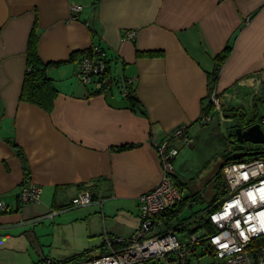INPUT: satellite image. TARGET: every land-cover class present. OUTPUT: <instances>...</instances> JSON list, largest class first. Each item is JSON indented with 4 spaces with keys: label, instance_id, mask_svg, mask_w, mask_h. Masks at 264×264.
I'll return each instance as SVG.
<instances>
[{
    "label": "crops",
    "instance_id": "crops-1",
    "mask_svg": "<svg viewBox=\"0 0 264 264\" xmlns=\"http://www.w3.org/2000/svg\"><path fill=\"white\" fill-rule=\"evenodd\" d=\"M71 5L83 8L76 19ZM34 28L42 61L63 62L47 70L58 92L48 108L21 100ZM94 47L107 56L112 86L104 92L77 79L80 53ZM130 80L139 107L110 106L107 96L125 100L113 89ZM213 85L224 118L230 109V119L256 112L264 120V0H0L1 260L72 263L106 254L107 237L133 236L139 197L161 180L157 145L179 126L193 133ZM30 184L42 187V199L20 205ZM180 185L183 204L173 211L181 210L160 221L206 219L207 207L182 216L195 198ZM85 191L103 208L72 209ZM53 211L60 214L47 218Z\"/></svg>",
    "mask_w": 264,
    "mask_h": 264
},
{
    "label": "built area",
    "instance_id": "built-area-1",
    "mask_svg": "<svg viewBox=\"0 0 264 264\" xmlns=\"http://www.w3.org/2000/svg\"><path fill=\"white\" fill-rule=\"evenodd\" d=\"M79 5H71L73 19L82 12ZM128 38H135V32H128ZM107 56L99 47L88 50L81 56L77 79L93 91L104 92L108 70ZM121 83V84H120ZM132 81L118 82L117 91L125 99L132 96ZM216 89L208 97V105L213 110L222 111L224 98ZM211 112L201 114L199 120L204 126L212 121ZM192 146L188 127L182 125L174 129L168 139L156 149L161 164V180L140 198L141 226L129 238H106L108 252L98 257L85 258L72 263H58L46 259L42 264H142L151 261H164L165 264H190V256L197 247L203 246L220 264H264V158H243L223 166L227 183V193L207 213L206 226L196 233L189 234L185 227L171 228L167 232L155 234L161 216L183 200V189L177 184L175 159L179 149L172 140ZM18 203L26 206L38 203L43 190L38 185H28L20 190ZM85 191L71 200L72 209H80L97 204L103 208V201L93 200ZM7 205L0 201V211L5 212ZM47 218H54L60 212H50ZM168 225V224H167ZM154 234L153 236H150ZM178 234H182V239Z\"/></svg>",
    "mask_w": 264,
    "mask_h": 264
},
{
    "label": "rangeland",
    "instance_id": "rangeland-1",
    "mask_svg": "<svg viewBox=\"0 0 264 264\" xmlns=\"http://www.w3.org/2000/svg\"><path fill=\"white\" fill-rule=\"evenodd\" d=\"M117 87L113 89L117 93ZM264 113V110L261 114ZM212 121L207 126L201 123L195 127L193 133L188 135L193 139L191 146L179 143V156L175 162V172L178 174L180 184H185L186 194L189 190L192 192L195 201L190 202L191 208L185 207L182 216H192L195 218L203 210L215 204L216 198H221L223 192H227V184L225 177L220 173L225 165V157L230 156L240 146L249 150L248 144H240L236 141L235 129L239 126L246 127L248 117H255V113L246 117H223L219 111H211ZM233 127V128H231ZM264 128V127H263ZM236 142V143H235ZM239 146V147H238ZM260 150H264V145H254ZM189 189V190H188ZM186 195V196H187ZM188 197V196H187ZM223 198V197H222ZM206 218L207 215L205 214ZM183 217V218H184ZM174 225L160 224L155 229V234L167 232L174 228ZM151 234L150 236H153ZM182 239V234H178ZM4 256H9L2 254ZM0 258L2 264H16L14 260L9 261L7 257ZM142 264H165L164 261H151ZM190 264H220V262L204 249L203 246L197 247L195 253L190 256Z\"/></svg>",
    "mask_w": 264,
    "mask_h": 264
},
{
    "label": "trees",
    "instance_id": "trees-1",
    "mask_svg": "<svg viewBox=\"0 0 264 264\" xmlns=\"http://www.w3.org/2000/svg\"><path fill=\"white\" fill-rule=\"evenodd\" d=\"M31 35L29 38V42H28V49H27V64H28V70L25 74L24 77V82H23V87H22V92L21 93V100L23 101H27L30 102L33 105H37L43 108H48L50 103L53 101V99L56 97L57 93L56 92V87L54 85V82L52 80H50V78H48L47 76V70L49 69V67H55V66H60L63 64V62H58V63H44L42 61V59L39 56V52H38V36L35 32V28L31 31ZM87 51L80 53L81 56L86 53ZM231 52V48L228 46L226 47V49L224 50L223 53L219 54L216 57V66H215V71L214 73V78L213 79H217L219 76V72L221 71V69L223 68L224 64H225V60L228 58L229 54ZM75 56H78L77 54L72 55V59H74ZM109 76V67L107 70V81H106V86L104 88V90L106 91L107 89H109L112 86L111 80L108 78ZM215 89V86L213 85L211 88V92H213ZM126 101L129 102L131 109L135 108V107H139V102L137 101V99H135L133 96H129L125 99ZM205 110V113L211 112L213 111V108L210 106L209 108H205L203 109V111ZM233 111V110H231ZM230 109H226L224 110V116H228L231 115L229 114V112H231ZM256 113V112H255ZM200 123V120H199ZM255 123H260L263 127V123L264 120L262 118H259L258 114H255V117H253L251 119V121H247L246 125L247 127L251 126L252 124ZM237 141V140H236ZM236 143V142H235ZM240 144H244V143H240ZM239 147V146H238ZM131 148V147H130ZM246 147L244 146H240L239 148H236L235 152H240V151H245ZM260 150V149H257ZM233 153L230 154V156L225 157V165L229 164V163H235L237 161H235L234 158H232ZM257 158H264V157H257ZM224 165V166H225ZM223 175V170L221 169L220 172ZM224 176V175H223ZM27 177V176H26ZM27 182V181H26ZM179 182L177 181V184ZM28 184V183H26ZM227 184V183H226ZM179 187H181L182 189V185L178 184ZM225 193L227 192H223L222 193V197H225ZM216 198L214 200L215 204H217L219 201H221L223 198ZM190 197L186 198V200H188ZM184 199V198H183ZM180 204V205H179ZM179 207L183 204V200L179 203ZM215 204H213L212 206H214ZM177 205V206H178ZM177 206L173 207L170 211H173L174 208H176ZM212 206H209L210 208H208L207 213L210 211V209L212 208ZM181 209L178 208L175 211H173L174 214L178 213ZM169 212V211H168ZM165 214H163L161 216V218L164 216ZM191 221L190 219H186V220H177V225L175 226L176 228H179L180 225H184V223ZM207 223V219H204L203 221H194L192 222V224L186 229V232H188L189 234H193L196 233L197 231H199L200 229L204 228L206 226ZM76 260L74 261H78V257L75 258ZM81 260V259H80Z\"/></svg>",
    "mask_w": 264,
    "mask_h": 264
},
{
    "label": "water",
    "instance_id": "water-1",
    "mask_svg": "<svg viewBox=\"0 0 264 264\" xmlns=\"http://www.w3.org/2000/svg\"><path fill=\"white\" fill-rule=\"evenodd\" d=\"M107 102L110 106L120 109H130L131 106L128 101L121 100L116 101L111 94L107 96ZM236 140L239 143H244L248 145H264V128L260 123L252 124L249 127H241L235 129L234 131ZM253 157H264V150H255L253 152L249 151H240L234 153L232 158L235 161H240L243 158H253Z\"/></svg>",
    "mask_w": 264,
    "mask_h": 264
},
{
    "label": "flooded vegetation",
    "instance_id": "flooded-vegetation-1",
    "mask_svg": "<svg viewBox=\"0 0 264 264\" xmlns=\"http://www.w3.org/2000/svg\"><path fill=\"white\" fill-rule=\"evenodd\" d=\"M249 147V150H247V151H249V152H253V151H255V150H257L258 148L256 147V146H254V145H249L248 146ZM246 151V150H245Z\"/></svg>",
    "mask_w": 264,
    "mask_h": 264
}]
</instances>
